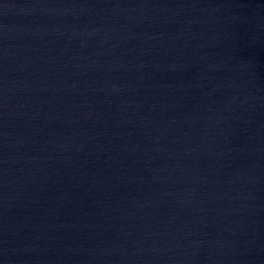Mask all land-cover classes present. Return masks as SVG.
Masks as SVG:
<instances>
[{
  "label": "water",
  "instance_id": "1",
  "mask_svg": "<svg viewBox=\"0 0 264 264\" xmlns=\"http://www.w3.org/2000/svg\"><path fill=\"white\" fill-rule=\"evenodd\" d=\"M0 264H264V0H0Z\"/></svg>",
  "mask_w": 264,
  "mask_h": 264
}]
</instances>
